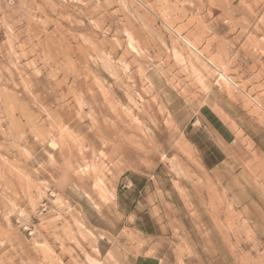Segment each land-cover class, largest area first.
Masks as SVG:
<instances>
[{
  "label": "rangeland",
  "instance_id": "rangeland-1",
  "mask_svg": "<svg viewBox=\"0 0 264 264\" xmlns=\"http://www.w3.org/2000/svg\"><path fill=\"white\" fill-rule=\"evenodd\" d=\"M154 259L264 264V0H0V264Z\"/></svg>",
  "mask_w": 264,
  "mask_h": 264
},
{
  "label": "crops",
  "instance_id": "crops-1",
  "mask_svg": "<svg viewBox=\"0 0 264 264\" xmlns=\"http://www.w3.org/2000/svg\"><path fill=\"white\" fill-rule=\"evenodd\" d=\"M221 119L218 117L217 120L214 122V127L217 129V132H216V135H217V138L218 139H224V138H227L226 137V133H230L231 132V129L230 127L225 124L224 122L223 123H220ZM222 121V120H221ZM254 144L257 145L256 142H254ZM155 261V262H154ZM154 261H149V264H159L158 262H156V259H154Z\"/></svg>",
  "mask_w": 264,
  "mask_h": 264
}]
</instances>
